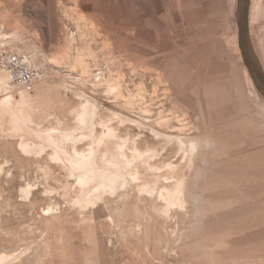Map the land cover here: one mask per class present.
Here are the masks:
<instances>
[{
    "label": "rangeland",
    "instance_id": "rangeland-1",
    "mask_svg": "<svg viewBox=\"0 0 264 264\" xmlns=\"http://www.w3.org/2000/svg\"><path fill=\"white\" fill-rule=\"evenodd\" d=\"M240 2L0 0V52L39 71L27 90L0 68V100H31L27 131L0 104L4 264H264V89ZM247 34L264 73V0ZM92 142L111 189L73 165Z\"/></svg>",
    "mask_w": 264,
    "mask_h": 264
},
{
    "label": "bare ground",
    "instance_id": "bare-ground-1",
    "mask_svg": "<svg viewBox=\"0 0 264 264\" xmlns=\"http://www.w3.org/2000/svg\"><path fill=\"white\" fill-rule=\"evenodd\" d=\"M2 82L5 84H7L9 81H8V76L7 77H4L2 78ZM111 85V84H110ZM111 89H114L113 85L111 86ZM30 98H28L27 96L25 95H22V97L20 98V100H17V101H14L13 100V97H12V94H10L9 92H7L5 94L4 97H2V99L0 100V104L5 108V109H8L9 112L11 113L12 115V120H14L13 122H17L18 123V126H16V128L18 129H24V131H27L29 129L28 127V124L31 122V115L29 113V110L31 109V103H30ZM82 106V110L79 114V117L78 119L80 120V123L81 122H86L87 118L90 117L88 116L86 118V113H87V110L89 109L88 106H90V104H88L87 101L84 102ZM94 109V108H93ZM89 112V111H88ZM90 113V112H89ZM94 113V112H93ZM88 115V114H87ZM91 115V114H89ZM91 119V118H90ZM89 120V119H88ZM87 120V121H88ZM21 127V128H20ZM17 129V130H18ZM49 132L47 133H50L48 134L49 137H51L52 133L53 132H59V136H60V139L58 142H55L57 143L60 147H57L56 145V149L59 150L60 152L64 153V154H67L66 152V149L64 148V146L60 145L62 144L64 141H66L68 138H70L71 136V132L67 131V130H58L56 128H50L48 130ZM20 132V131H19ZM35 133V132H34ZM107 133H111V130L108 129L107 130ZM26 134V133H24ZM39 134V133H38ZM56 134V133H54ZM37 135V133H36ZM100 136V135H99ZM113 136V135H112ZM23 137V135H22ZM46 137V136H45ZM43 139V138H42ZM45 139V138H44ZM51 141V140H50ZM26 142V141H25ZM95 145L99 144L101 141V138H97L95 141ZM49 143V142H48ZM53 143V142H52ZM44 145V144H43ZM52 145V144H51ZM101 145V144H100ZM33 146H36L33 145ZM100 147V146H99ZM194 147V143L193 142H190V148L192 149ZM87 148V147H86ZM21 149L24 151V152H27L29 150V147L26 146V145H21ZM36 149V148H35ZM42 149V147H41ZM139 150V149H138ZM33 151V150H32ZM73 152H74V158L72 161L73 162V165L74 167H79V168H84L85 172L83 173L82 177H79L80 180L84 181L86 179L88 180H91V181H99L98 182V186L96 185L94 187V190L98 189L99 187L101 186H104L105 187H108V188H112L115 184V182H117L116 180V176H117V171H114V172H111L110 174L103 172L102 170H100V168L98 166H96V163H95V152H96V149L95 147L93 146V142L89 144L88 148L86 151H78L76 150L75 148L73 149ZM136 152V150H135ZM107 152L105 151L104 154L101 156V159L104 158L105 154ZM139 153V151L137 152ZM135 153V154H137ZM146 153V152H145ZM142 155V154H141ZM139 155V156H141ZM145 156V154L143 155ZM142 157V156H141ZM69 158V156H68ZM71 158V157H70ZM143 158V157H142ZM72 159V158H71ZM145 159V158H143ZM141 159V160H143ZM69 160V159H68ZM70 161V160H69ZM109 162V161H108ZM111 164V163H110ZM113 165V164H112ZM104 166V165H103ZM106 166V165H105ZM69 168H71L69 166ZM111 168V166H110ZM106 169V168H105ZM104 169V170H105ZM74 170V168H73ZM107 170V169H106ZM112 170H114L112 168ZM109 171V170H108ZM111 171V170H110ZM73 174V172H72ZM121 175V174H120ZM120 178V176H119ZM119 181V180H118ZM176 182V180H175ZM87 183V182H86ZM83 184V183H82ZM176 185V184H175ZM178 186V185H177ZM115 187V186H114ZM144 187V186H143ZM180 187V186H179ZM107 188V189H108ZM145 188V187H144ZM147 188V186H146ZM181 188V187H180ZM148 189H151L148 187ZM22 191H26L27 190V187L25 188H21ZM144 190H147V189H144ZM166 190V189H165ZM112 191V190H111ZM148 191V190H147ZM150 192V191H149ZM175 192V190H174ZM166 193V192H165ZM176 194V193H174ZM174 194H172L174 196ZM94 195V194H93ZM162 196H164L165 198V195H163L161 193ZM168 195V194H167ZM172 195H171V198H172ZM178 195V194H176ZM180 195V194H179ZM169 197V196H168ZM94 200V199H93ZM172 200V199H171ZM48 210V209H47ZM4 255V254H3ZM3 255H0V264H2L4 262V256ZM9 256H7L8 258ZM10 258V257H9ZM6 260V259H5ZM4 264V263H3Z\"/></svg>",
    "mask_w": 264,
    "mask_h": 264
},
{
    "label": "built area",
    "instance_id": "built-area-1",
    "mask_svg": "<svg viewBox=\"0 0 264 264\" xmlns=\"http://www.w3.org/2000/svg\"><path fill=\"white\" fill-rule=\"evenodd\" d=\"M0 68L9 74L12 81L27 90L39 77L38 66L24 51L0 52Z\"/></svg>",
    "mask_w": 264,
    "mask_h": 264
},
{
    "label": "water",
    "instance_id": "water-1",
    "mask_svg": "<svg viewBox=\"0 0 264 264\" xmlns=\"http://www.w3.org/2000/svg\"><path fill=\"white\" fill-rule=\"evenodd\" d=\"M249 0H241L238 11V24L240 30V47L245 64L252 77L257 81L260 88L264 89V73L257 64L256 57L252 51L247 34V13Z\"/></svg>",
    "mask_w": 264,
    "mask_h": 264
}]
</instances>
